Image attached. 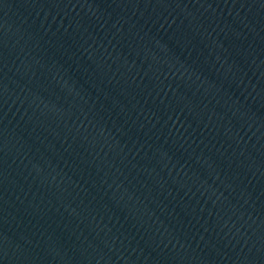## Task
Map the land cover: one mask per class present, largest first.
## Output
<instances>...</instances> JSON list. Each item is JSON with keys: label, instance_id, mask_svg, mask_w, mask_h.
I'll use <instances>...</instances> for the list:
<instances>
[{"label": "water", "instance_id": "95a60500", "mask_svg": "<svg viewBox=\"0 0 264 264\" xmlns=\"http://www.w3.org/2000/svg\"><path fill=\"white\" fill-rule=\"evenodd\" d=\"M0 264H264V0H0Z\"/></svg>", "mask_w": 264, "mask_h": 264}]
</instances>
